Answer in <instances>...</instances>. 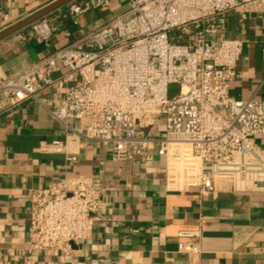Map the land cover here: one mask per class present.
<instances>
[{"label":"built area","instance_id":"obj_1","mask_svg":"<svg viewBox=\"0 0 264 264\" xmlns=\"http://www.w3.org/2000/svg\"><path fill=\"white\" fill-rule=\"evenodd\" d=\"M116 1L73 0L31 23L20 39L47 48L61 20L74 30L62 32L60 48L0 79L1 108L32 101L61 125L64 140L40 152L73 160L81 140L102 149L95 176L31 191L29 253H69L90 239L101 196L154 158L174 191L195 187L204 195L230 179L234 191L264 193V152L256 145L264 101L231 97L242 42L224 35L228 13H263L264 0H122L124 10L101 25L78 21ZM172 85L179 93L170 98ZM47 91L51 99L40 97ZM178 250L197 247L181 243Z\"/></svg>","mask_w":264,"mask_h":264},{"label":"crops","instance_id":"obj_2","mask_svg":"<svg viewBox=\"0 0 264 264\" xmlns=\"http://www.w3.org/2000/svg\"><path fill=\"white\" fill-rule=\"evenodd\" d=\"M58 1L0 0V34ZM124 8V1L117 0L108 10L82 16L80 24L101 25ZM29 26L0 41V79L60 48L62 32L74 30L68 20H61L47 48L20 39ZM224 35L242 42L229 85L231 97L264 101V12L228 13ZM42 96L52 98L49 91ZM63 140L61 125L35 102L0 106V264H264V193L234 191L230 179L204 195L195 187L174 191L165 184L163 164L156 158L136 166L117 191L101 196L90 239L72 245L69 253H29L31 191L97 173L102 149L95 142L81 140L73 160L39 151L42 145ZM256 145L264 152V135ZM181 243L195 245L197 252L179 251Z\"/></svg>","mask_w":264,"mask_h":264},{"label":"water","instance_id":"obj_3","mask_svg":"<svg viewBox=\"0 0 264 264\" xmlns=\"http://www.w3.org/2000/svg\"><path fill=\"white\" fill-rule=\"evenodd\" d=\"M73 0H60L57 3H55L54 5L50 6L49 8L45 9L44 11H41L37 14H35L34 16L30 17L29 19L23 21L22 23L4 31L3 33L0 34V41L7 38L8 36L12 35L13 33L27 27L28 25H30L31 23L35 22L38 19H41L42 17H44L45 15L49 14L51 11L64 6L65 4L71 2Z\"/></svg>","mask_w":264,"mask_h":264},{"label":"rangeland","instance_id":"obj_4","mask_svg":"<svg viewBox=\"0 0 264 264\" xmlns=\"http://www.w3.org/2000/svg\"><path fill=\"white\" fill-rule=\"evenodd\" d=\"M78 21H82V17L78 19ZM81 23V22H80ZM179 93V88L177 85H172L168 88V97H176Z\"/></svg>","mask_w":264,"mask_h":264}]
</instances>
